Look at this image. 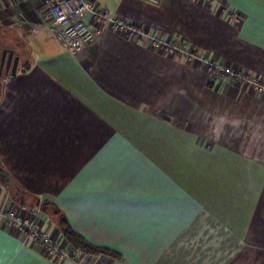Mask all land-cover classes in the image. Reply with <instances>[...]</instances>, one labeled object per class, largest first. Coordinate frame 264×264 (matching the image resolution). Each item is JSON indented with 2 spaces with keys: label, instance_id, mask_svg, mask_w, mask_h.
I'll use <instances>...</instances> for the list:
<instances>
[{
  "label": "crops",
  "instance_id": "1",
  "mask_svg": "<svg viewBox=\"0 0 264 264\" xmlns=\"http://www.w3.org/2000/svg\"><path fill=\"white\" fill-rule=\"evenodd\" d=\"M88 1L136 31L73 52L46 0H0V210H40L65 254L0 221V264H264V92L209 70L264 80V0Z\"/></svg>",
  "mask_w": 264,
  "mask_h": 264
},
{
  "label": "built area",
  "instance_id": "2",
  "mask_svg": "<svg viewBox=\"0 0 264 264\" xmlns=\"http://www.w3.org/2000/svg\"><path fill=\"white\" fill-rule=\"evenodd\" d=\"M144 1L158 6L162 0ZM46 2V12H43L45 22L50 26L55 37L73 52L96 40L99 33L96 25L111 26L117 31H136L135 27L124 18L96 8L88 0H46ZM89 15L92 16L94 24L86 20ZM165 48L170 53L182 50L173 44H165ZM209 70L214 77L227 78L247 85L258 93L264 92V80L252 77L246 72L235 71L230 67L222 65L217 60L210 61ZM40 214V210H36L30 218H24L13 211L6 212L0 210V221L8 222L15 229L25 230L28 237L33 242L44 245L49 254L59 255L61 258H64V252L55 246L50 234L41 229L39 222Z\"/></svg>",
  "mask_w": 264,
  "mask_h": 264
},
{
  "label": "water",
  "instance_id": "3",
  "mask_svg": "<svg viewBox=\"0 0 264 264\" xmlns=\"http://www.w3.org/2000/svg\"><path fill=\"white\" fill-rule=\"evenodd\" d=\"M19 57L15 56L14 52L11 50H4L1 58V66H0V101L3 96V91L5 87V81L2 78L3 70L5 68L6 74H10L12 76L16 75L18 70ZM0 183L14 190L17 194L20 191L19 186L16 181L13 179L11 174L3 167L0 161Z\"/></svg>",
  "mask_w": 264,
  "mask_h": 264
},
{
  "label": "trees",
  "instance_id": "4",
  "mask_svg": "<svg viewBox=\"0 0 264 264\" xmlns=\"http://www.w3.org/2000/svg\"><path fill=\"white\" fill-rule=\"evenodd\" d=\"M45 210L50 214V216L56 221L57 216L61 218V221L57 222V225L59 226V228L61 229L63 236L65 237V239H67V241H69L70 243H72L75 247H80L84 250H91L93 251V247L89 246L87 243H85L83 240H81L74 232H72L68 225H67V221L65 220L64 216H62L60 214V212L58 211H49L46 209Z\"/></svg>",
  "mask_w": 264,
  "mask_h": 264
},
{
  "label": "rangeland",
  "instance_id": "5",
  "mask_svg": "<svg viewBox=\"0 0 264 264\" xmlns=\"http://www.w3.org/2000/svg\"><path fill=\"white\" fill-rule=\"evenodd\" d=\"M4 72H5V68H4V70H3V73H4ZM51 212H52V211H51ZM56 221H57V222L61 221V218L57 216Z\"/></svg>",
  "mask_w": 264,
  "mask_h": 264
}]
</instances>
